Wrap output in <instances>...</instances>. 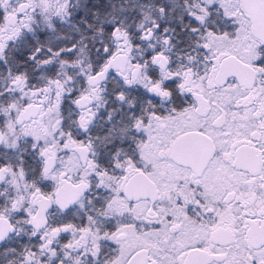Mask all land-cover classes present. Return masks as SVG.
Listing matches in <instances>:
<instances>
[{
    "label": "snow or ice",
    "instance_id": "snow-or-ice-1",
    "mask_svg": "<svg viewBox=\"0 0 264 264\" xmlns=\"http://www.w3.org/2000/svg\"><path fill=\"white\" fill-rule=\"evenodd\" d=\"M0 264H264V0H0Z\"/></svg>",
    "mask_w": 264,
    "mask_h": 264
}]
</instances>
